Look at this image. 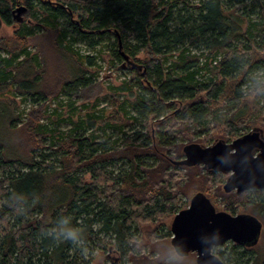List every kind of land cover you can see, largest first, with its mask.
<instances>
[{
  "label": "trees",
  "instance_id": "1",
  "mask_svg": "<svg viewBox=\"0 0 264 264\" xmlns=\"http://www.w3.org/2000/svg\"><path fill=\"white\" fill-rule=\"evenodd\" d=\"M19 1L0 0V29L14 25ZM24 4L40 20L33 27L17 23L22 26L12 36L0 37V91L46 99L69 84L88 85L92 79L86 63L92 64L94 57H82L74 44L99 57L105 54L115 64L124 65L125 56L133 64L122 69L129 80L113 88L118 98L110 99V105L119 108L120 116L103 120L104 142L86 136L98 119L94 116L73 123L69 134L40 123L30 134L24 128L29 150L20 160L9 158L0 142V264H93V252L86 255L85 250L94 248L103 257L114 249L117 259L132 264H165L155 246L150 251L142 242V227L176 216L183 210L181 197L205 193L223 175L188 167L164 150L183 155L182 144L208 130L212 114L233 141L260 121L251 119L264 108V81L249 83L256 71H264V0ZM30 37L39 40L42 52L45 42L71 59L76 73L69 82L49 87L30 80L45 70L42 63L34 65L43 59L39 54L31 58ZM125 91L131 95L128 102L120 99ZM220 105L223 115L214 110ZM0 107L2 118L8 119L6 106ZM125 126L138 129L131 136H116ZM211 141L208 133L206 145ZM225 193L219 195L223 211L234 215L251 207L264 215L263 191ZM163 229L151 230L152 243L171 237L170 232L161 234ZM67 230L78 233L75 242L64 238ZM255 247L226 243L214 252L225 264H264V251Z\"/></svg>",
  "mask_w": 264,
  "mask_h": 264
},
{
  "label": "rangeland",
  "instance_id": "2",
  "mask_svg": "<svg viewBox=\"0 0 264 264\" xmlns=\"http://www.w3.org/2000/svg\"><path fill=\"white\" fill-rule=\"evenodd\" d=\"M19 2L20 3H18L15 9H13V15L15 19L14 25L6 26L3 24L0 29V37L12 36L14 32L22 26L21 24H17V19L22 20L21 23H23V25L25 24L28 27L36 26L37 21L40 20V18H38L40 14H37L36 16L35 13L28 11L27 6L24 4V0H20ZM20 7H26L27 12H18V9ZM35 17H37L38 20ZM35 32L38 34V32L40 31L35 30ZM38 42L39 40L30 37L29 51L31 53V58L36 54L42 56L40 58L43 60L39 62L38 59L36 63L34 61V65H37V67L39 66L40 68V64L42 63L45 70L39 75V77H37L36 75H32L30 80H32V82H39L43 86L47 85L49 87L55 86L56 84L64 80H68L69 82V79L76 73L75 66L71 59L59 53L57 50H53L52 47L47 45V43L45 42L43 44V58V52L41 50L42 46H40L41 43L38 45ZM72 47L76 52H79L82 57H94V61L92 64L86 63L87 77L88 79H92L88 85H77L75 83L69 84L64 92L61 91L58 95L51 96L46 99L37 96H27V98H25L20 96L19 94H16L15 91H10L8 90V88L2 87L3 90L0 91V106L4 104L6 106L5 109L8 111L7 113L9 115L8 119L2 118L0 107V142H2L5 146L4 150L9 158L20 160L22 156L26 152H28L29 147L27 148L26 146L27 137L25 134L26 129L24 128H27V132L30 134V132H35V127L38 125V123H40L41 125L47 126L54 132L60 131L65 134H69L75 128V125L73 123H79V121H87L90 116H94L98 117V119H95L96 124H94V126L88 128L89 130L86 136L91 137L92 135H94L96 137H99L100 139V130L105 126L103 120L107 118L110 119L120 114L119 108L110 105V99H113L114 97L118 98V95L115 93L113 88L122 87V84L128 81L130 78L128 75L122 72V69H125L123 68L125 67V64H115L105 54L99 57L97 56L98 54L96 51H93L85 47L84 45L74 44ZM40 51L42 52V55L40 54ZM194 51L196 52L197 50ZM140 59L143 60L144 56H141ZM201 61H204V58H202ZM129 65L130 64H128V66ZM28 67L29 65L26 68ZM204 73L206 74V77L210 76L208 72ZM260 81H264L263 70L256 71L251 76L249 85H254L257 82L259 83ZM121 93H124L120 96L121 101L125 100L128 102L131 99L129 91ZM214 110H222L220 112L222 115L225 113L222 105H220L218 108H215ZM212 116L215 117V114H212ZM212 116L209 117L207 121L209 123L208 130H206V128L202 129L201 131H203V134H201L200 136H188V138L182 144V149L191 144H199L208 147L205 143V138L207 137L208 133L212 134V141L209 146H212L214 142L219 140H223L228 144L233 142V140L228 139L224 126L221 125V123H216V120L212 118ZM100 117L102 120L99 119ZM258 118L260 119V121L257 120L256 124L252 126L251 129L246 130L244 135L251 132L253 129L262 130L264 135V122H262L264 120V108H261L257 113L255 119L252 118L251 120L255 121ZM9 120L13 121L14 124ZM134 129H138V127L125 126L123 133H117L116 136H121L122 138H124V132L127 134V136H131L135 131ZM79 132L81 133V130ZM50 133L52 132H49V134ZM108 133H112V131L109 130ZM49 139L51 140V138L48 137V140ZM100 140L104 142L105 137H102V139ZM50 143L51 141H48L47 145L45 146H49ZM45 146L43 147L46 148ZM164 152L170 157L177 160L179 159L182 162L186 160V156L184 154L182 155V151L180 154H178L180 155L179 157L177 154H174L173 152L170 153L168 150H164ZM54 159L55 158L51 159V163H53ZM198 168L203 172L205 171L202 165H200ZM180 169L187 171L184 168ZM221 174L223 175V181L215 186L208 185L204 193L219 211L224 210L223 206L220 203L221 198L219 195L221 193L226 194L224 191V186L226 185L227 180L232 175V173L229 172L225 174L224 172H221ZM218 189H220V192L217 191ZM193 196L194 195H184L183 197H181L180 206L183 209L188 208ZM237 214H251L256 216L262 222L263 229L261 237L256 247H254L260 252L264 251V215L258 214L257 211L251 207L240 208L234 215ZM174 217L175 216L168 217L167 219L156 225H144L142 227V232L140 233L142 242L146 243V245L149 246V250L150 248L153 249V246H155V249L165 258V264H196L197 254L191 253L188 256H180L177 254L176 250L171 244V225ZM159 225L164 226V229L160 231L161 234H168L170 232L171 237L165 238L162 241H156L155 245V243H152L149 237V233ZM230 243L233 242H228L227 245ZM85 252L86 255H89L90 252H93V264H98L101 262L102 264H112L115 259L120 258V256L115 252L114 249H112L110 252L108 250L104 255L105 257L99 256V250L97 248H94L92 251L91 249L85 250ZM106 255L108 256L106 257ZM109 256L110 258H108ZM119 264L132 263L127 262L126 259H120Z\"/></svg>",
  "mask_w": 264,
  "mask_h": 264
},
{
  "label": "water",
  "instance_id": "3",
  "mask_svg": "<svg viewBox=\"0 0 264 264\" xmlns=\"http://www.w3.org/2000/svg\"><path fill=\"white\" fill-rule=\"evenodd\" d=\"M26 13V7L18 9ZM18 23L22 20L17 19ZM122 42L120 41V49ZM126 64H133L125 56ZM142 70V66H138ZM187 166L202 165L209 172H231L225 191L232 192L230 186L237 180L238 192L262 190L264 192V135L260 129L234 140L232 143L219 141L212 146L191 144L184 148ZM235 190V189H233ZM263 229L262 222L251 214L233 215L219 211L203 193H196L188 208L181 210L173 219L171 244L182 255L197 253L196 264H225L214 249L233 242L246 247L258 244ZM112 264H119L115 259Z\"/></svg>",
  "mask_w": 264,
  "mask_h": 264
},
{
  "label": "clouds",
  "instance_id": "4",
  "mask_svg": "<svg viewBox=\"0 0 264 264\" xmlns=\"http://www.w3.org/2000/svg\"><path fill=\"white\" fill-rule=\"evenodd\" d=\"M65 239H71L74 242L78 239V233L75 230H67L64 234Z\"/></svg>",
  "mask_w": 264,
  "mask_h": 264
},
{
  "label": "flooded vegetation",
  "instance_id": "5",
  "mask_svg": "<svg viewBox=\"0 0 264 264\" xmlns=\"http://www.w3.org/2000/svg\"><path fill=\"white\" fill-rule=\"evenodd\" d=\"M236 181H237V180H234V181L232 182V185L230 186V188L232 189V191H234L233 189H235L236 191H238V189H237V187H236V185H237ZM253 190H256V189H253ZM249 191H250V190H249ZM259 191H260V190H259ZM244 247H246V246H244Z\"/></svg>",
  "mask_w": 264,
  "mask_h": 264
},
{
  "label": "bare ground",
  "instance_id": "6",
  "mask_svg": "<svg viewBox=\"0 0 264 264\" xmlns=\"http://www.w3.org/2000/svg\"><path fill=\"white\" fill-rule=\"evenodd\" d=\"M172 237H173V234H172ZM171 240H172V238H171ZM174 249H175V248H174ZM215 249H216V248H215ZM215 249H214V251H215ZM175 250H176V249H175ZM176 252H177V251H176ZM191 253H195V252H191ZM191 253H190V254H191ZM177 254L180 255L178 252H177ZM195 254H197V253H195ZM214 254H215V252H214ZM180 256H182V255H180ZM186 256H188V255H186ZM197 256H198V255H197ZM217 256H218V255H217ZM218 257H219V256H218Z\"/></svg>",
  "mask_w": 264,
  "mask_h": 264
}]
</instances>
